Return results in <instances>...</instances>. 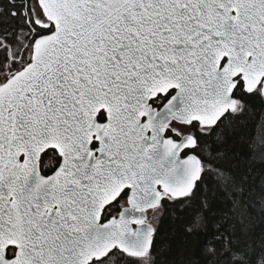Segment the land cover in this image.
Instances as JSON below:
<instances>
[{
    "label": "snow or ice",
    "instance_id": "6c2138e0",
    "mask_svg": "<svg viewBox=\"0 0 264 264\" xmlns=\"http://www.w3.org/2000/svg\"><path fill=\"white\" fill-rule=\"evenodd\" d=\"M0 264H264V0H0Z\"/></svg>",
    "mask_w": 264,
    "mask_h": 264
},
{
    "label": "trees",
    "instance_id": "16d2710c",
    "mask_svg": "<svg viewBox=\"0 0 264 264\" xmlns=\"http://www.w3.org/2000/svg\"><path fill=\"white\" fill-rule=\"evenodd\" d=\"M236 142V137H232V140L229 141L230 144H234ZM259 162L257 161V164ZM260 171L259 167L255 168L252 172V177L255 178L256 174ZM163 223H164V229L166 233H171L172 229L176 227L175 223L172 220L171 215L168 217L163 218ZM259 227V226H257Z\"/></svg>",
    "mask_w": 264,
    "mask_h": 264
}]
</instances>
